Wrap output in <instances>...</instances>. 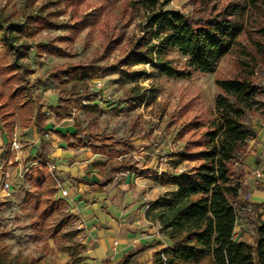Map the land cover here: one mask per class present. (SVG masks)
<instances>
[{
  "label": "trees",
  "instance_id": "obj_1",
  "mask_svg": "<svg viewBox=\"0 0 264 264\" xmlns=\"http://www.w3.org/2000/svg\"><path fill=\"white\" fill-rule=\"evenodd\" d=\"M89 0H72L76 6L71 10L69 20L71 30L81 32L95 27L99 14L78 13L79 3ZM105 1V0H95ZM112 1V0H106ZM168 1L131 0L127 3L129 13L140 15L137 35L127 46L124 56L113 65L101 63L111 57L123 43L124 36L109 28L102 55L89 63H68L48 72L45 82L57 87V106L48 107L56 118L81 104L91 96V81L106 75H126L132 68L150 66L168 79H181L188 76L173 68L169 60L176 53L186 60L187 68L200 75L214 74L219 64L235 50H240L244 61L238 62L239 73L232 79L216 80L218 94L214 99V110L208 118L194 117L181 126V134L189 135L184 149L175 157L180 161L193 162L189 172L171 177L165 173L154 177L160 185L173 187L161 194L148 207L145 217L159 224V232L169 246L153 255V264H264V219L257 215L253 225V242L238 241L239 215L245 212L257 214L258 207L241 198L243 181L239 170V160L247 155V143L255 133L242 120L255 110L263 108L258 100L264 95V25L255 28L247 38L250 50L242 47L239 38L247 35L248 23L264 16V0H186L190 12L165 10ZM69 21V22H70ZM21 26L0 17V47L12 58V63L21 73V95L30 96L32 84L26 79L24 67L18 63L22 47L17 44L16 33ZM45 28H57L48 23ZM248 36V35H247ZM246 36V37H247ZM48 50V49H43ZM59 56L63 53L56 52ZM23 75V76H22ZM133 92V91H132ZM1 122L9 134L13 133L16 121L20 129H26L32 122L38 132L43 130L45 116L41 113L47 106L33 97L24 99L20 115L7 107L5 96ZM145 94H131L127 103L140 105ZM33 105V106H32ZM84 114L99 115L97 107H84ZM64 116V118L70 119ZM77 128V124H74ZM75 146H83L79 131L70 135ZM98 145H88L96 155L107 161L102 167L114 168L119 158L127 153L110 151V139L93 137ZM121 143H119L120 145ZM123 144V143H122ZM131 149V148H130ZM42 164L31 168V183L39 190L38 202L44 206L43 212L51 210L50 198L56 195V181L52 178L45 157ZM113 166V167H112ZM59 209L67 207L63 199L53 201ZM250 208V211L248 210ZM61 213V212H60ZM62 214V213H61ZM66 227L75 219L63 216ZM49 233L47 240L56 244L55 233ZM75 231H67L64 236L75 238ZM5 233H0V264H48L41 258L29 259L13 255L3 243ZM45 247L49 250L47 242ZM67 251L66 249H62ZM63 251V252H64ZM50 254H55L49 250ZM85 262V261H84ZM74 264H81L74 260Z\"/></svg>",
  "mask_w": 264,
  "mask_h": 264
},
{
  "label": "rangeland",
  "instance_id": "obj_2",
  "mask_svg": "<svg viewBox=\"0 0 264 264\" xmlns=\"http://www.w3.org/2000/svg\"><path fill=\"white\" fill-rule=\"evenodd\" d=\"M71 1L0 0V17L22 27L16 33L17 44L22 47V56L18 63L24 67V76L32 84L30 96L24 99L33 97L45 103L47 107L57 106V87L45 82L48 72L64 64L89 63L99 59L106 45L109 28H114L124 36L123 43L109 59L101 63L113 65L124 56L128 42L137 35L140 15L128 12L127 3L131 0H89L79 3V14L93 13L94 10L99 14L96 26L86 28L80 33L70 29L72 23L69 17L71 10L76 6V3ZM160 1L169 2L165 10L182 13L191 11V7L186 5V0ZM48 23L57 28L46 29L45 25ZM261 25H264V16L247 24L248 36L242 35L239 38L242 47L250 50L247 38ZM56 52L63 53V56L54 54ZM169 60L174 69L185 72L188 76L168 79L160 76L150 66L134 67L123 76H102L91 81V96L81 107L73 105L72 110L61 114L62 118L69 115L67 117H70L73 126L77 124L75 131H79L86 146L98 145L91 140L93 137L110 139L115 144L108 145V150L127 153L114 165L119 172L128 170L142 173L149 170L153 173L166 172L171 177H178L180 170L182 173L189 172L195 164L180 161L175 157L190 139V134H181V126L196 116H210L218 94L215 81L234 78L239 73L238 62L244 61L240 50H235L221 61L214 74L200 75L187 68L186 60L176 53H171ZM261 84L264 87V81ZM20 85L21 73L13 65L11 56L0 47V140L4 141L2 147L6 150L5 156L10 158L12 155L9 145L12 135L17 131L18 122L16 121L11 134L4 128L1 122L2 97L5 96L7 107L12 108L16 115H20V107L24 101L22 97L25 95H21ZM132 93L145 94L143 103L138 106L129 105L127 101ZM258 100L263 104V108L244 117L242 122L247 127L258 123L264 125V95L259 96ZM88 106L97 107L101 113L84 114L82 109ZM45 107L42 109L49 111ZM13 165L11 162L10 167ZM35 167L37 164L23 169L21 175L25 173L22 187L9 196H5L0 186V233L7 235L3 243L13 255L19 254L29 259L41 258L48 264H74V260L84 264L83 249L76 237L69 239L64 236L67 231L77 232V221L66 227L62 219L68 215L67 207L62 210L53 204V201L60 199L57 193L53 198L48 197L51 210H48V213L43 212L44 206L38 202L39 190L29 180V170ZM6 170L7 165L0 166V172L4 173ZM243 189L241 198L248 201L246 189ZM247 211H250L249 207ZM255 218L252 212L239 215V238L247 243H251L253 238ZM52 231H56L55 245L51 239L47 240ZM46 242L54 256L45 247Z\"/></svg>",
  "mask_w": 264,
  "mask_h": 264
},
{
  "label": "crops",
  "instance_id": "obj_3",
  "mask_svg": "<svg viewBox=\"0 0 264 264\" xmlns=\"http://www.w3.org/2000/svg\"><path fill=\"white\" fill-rule=\"evenodd\" d=\"M49 111L41 110L45 116L41 132L34 122L26 129L17 127L14 134L20 138L22 149L11 153L12 158L5 156L4 141L0 140V160L3 157L1 162H9L12 193L24 183L23 169L42 164L45 157L51 162L46 167L53 171L56 187L60 185L68 192L64 199L68 215L81 226L76 239L83 249L84 264H153V255L169 243L160 234L159 224L148 221L145 212L161 194L172 190L154 181L166 172H109L110 166L102 167L107 158L94 154L83 141V146H75L70 136L76 132L71 119L56 118ZM249 128L255 137L247 143L248 154L240 158L236 172L242 174L247 202L259 208L255 216L264 219V183L252 179L255 171L264 173V125ZM240 233L239 229L235 237L244 241Z\"/></svg>",
  "mask_w": 264,
  "mask_h": 264
},
{
  "label": "built area",
  "instance_id": "obj_4",
  "mask_svg": "<svg viewBox=\"0 0 264 264\" xmlns=\"http://www.w3.org/2000/svg\"><path fill=\"white\" fill-rule=\"evenodd\" d=\"M98 87H100V84H98ZM9 148H10V152L11 153H18L21 151L22 149V143H21V140L20 138L17 137V135H12V138H11V141H10V145H9ZM9 162L8 160H3L1 162V165L0 166H3V165H7ZM47 166V164H46ZM1 173V177H0V186H1V190L5 193V196H9L11 193H12V185H11V182H10V173L6 170L4 173L0 172ZM25 173V172H24ZM24 173L23 175H21V177L23 178L24 176ZM182 171L180 170L179 171V174H181ZM252 179L254 181H257V182H261V183H264V173L260 170L258 171H255L253 172L252 174ZM56 191H57V195L59 196L60 199H67L68 197V192L65 188H63L62 186L58 185L56 187ZM76 230L77 231H80L81 230V226L80 225H77L76 226ZM91 264V263H89Z\"/></svg>",
  "mask_w": 264,
  "mask_h": 264
}]
</instances>
